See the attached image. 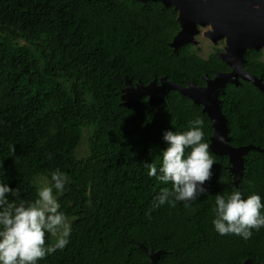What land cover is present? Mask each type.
Returning <instances> with one entry per match:
<instances>
[{
    "label": "trees",
    "instance_id": "1",
    "mask_svg": "<svg viewBox=\"0 0 264 264\" xmlns=\"http://www.w3.org/2000/svg\"><path fill=\"white\" fill-rule=\"evenodd\" d=\"M177 11L146 0H0V182L20 195L17 205L38 198L39 180L52 186L57 169L67 175L59 211L69 219V243L38 264H253L264 262V227L250 239L219 235L214 228L217 194L233 190L264 200V92L252 82L226 83L219 95L229 144H248L238 185L226 154H215L207 193L147 215L161 184L145 163L159 169L166 130L184 132L204 120L202 105L170 89L164 105L140 98L121 102L128 78L135 85L165 76L205 84L204 75L230 67L215 52L202 57L186 43L170 46L179 31ZM244 66L264 84V52L246 49ZM84 131L88 153L76 150ZM14 149V151H13ZM159 174V173H158ZM58 237L47 235L55 244Z\"/></svg>",
    "mask_w": 264,
    "mask_h": 264
},
{
    "label": "clouds",
    "instance_id": "2",
    "mask_svg": "<svg viewBox=\"0 0 264 264\" xmlns=\"http://www.w3.org/2000/svg\"><path fill=\"white\" fill-rule=\"evenodd\" d=\"M205 122L196 117L189 121V129L184 132L166 130L163 140L167 147L162 151L159 169L156 163H145L148 175L155 177L163 185L153 200L147 215L154 208L165 204L175 207L190 202L207 193L205 186L212 179L215 161L205 142ZM217 139L223 143L224 137ZM14 151V149H13ZM159 173V174H158ZM69 178L64 173H52V186H44L38 191V198L29 204L21 201L18 205L9 202L7 194L20 195L19 188L12 189L0 182V264H38L49 254L63 250L69 243L70 225L53 189L63 193ZM215 231L221 235H236L248 240L253 230L264 227V200L258 194L244 198L242 192L233 190L228 195L217 194L213 208ZM58 237L55 244L47 242V235Z\"/></svg>",
    "mask_w": 264,
    "mask_h": 264
},
{
    "label": "water",
    "instance_id": "3",
    "mask_svg": "<svg viewBox=\"0 0 264 264\" xmlns=\"http://www.w3.org/2000/svg\"><path fill=\"white\" fill-rule=\"evenodd\" d=\"M145 2L146 0H139ZM160 1L164 7L172 6L177 11L179 31L170 42L173 50L186 43L195 44V36L200 28L208 26L203 34L216 42L224 38V47L217 53L229 67V71H216L214 77L204 75L205 84L197 85L185 80V84L159 78L153 79L148 84L140 81L135 85L126 78V86L122 89L121 100L126 107L133 105L136 109L143 95L148 97L149 103L162 107L164 96L170 89H175L188 96L194 103L202 105L212 124L209 148L215 154H226L230 162L229 170L233 174V183L238 185L243 170V156L249 149L262 150L248 144L234 147L229 144L226 119L220 109L219 95L223 93L226 83L239 84L240 79L253 83L264 92V84L261 79L250 73L244 66L243 53L246 49H264V0H152ZM160 89V91H155ZM133 91L135 93H129ZM223 136L221 143L217 137ZM150 257V264H156V260L163 252L149 251L143 247ZM243 264H253L246 259ZM261 264H264L262 262Z\"/></svg>",
    "mask_w": 264,
    "mask_h": 264
},
{
    "label": "rangeland",
    "instance_id": "4",
    "mask_svg": "<svg viewBox=\"0 0 264 264\" xmlns=\"http://www.w3.org/2000/svg\"><path fill=\"white\" fill-rule=\"evenodd\" d=\"M202 31H204V28H201ZM195 39L197 41L196 45L194 47H198V54L202 57H206L210 52L214 50V47H218L221 49V47L224 45V43H221V41H218L216 44H214L208 37L203 36L202 33L195 36ZM216 45V46H215ZM264 52V49H262ZM88 138L89 134L87 131H84V134L82 136V140L76 150V154L78 157L85 156L88 153ZM39 184H37L38 191L42 187L46 186L41 180H39ZM69 224V219H67Z\"/></svg>",
    "mask_w": 264,
    "mask_h": 264
},
{
    "label": "flooded vegetation",
    "instance_id": "5",
    "mask_svg": "<svg viewBox=\"0 0 264 264\" xmlns=\"http://www.w3.org/2000/svg\"><path fill=\"white\" fill-rule=\"evenodd\" d=\"M203 28H204V31L209 29L208 26L203 27ZM204 31H202L201 28H200L199 33H198L197 35H199L200 33H202V35L205 36V35L203 34ZM206 37H207V36H206ZM209 39H210V38H209ZM210 40H211V39H210ZM218 41H221V43H224V38L218 39L216 42H213V41H212V42H213L214 44H216ZM196 43H197V41H196ZM196 43L193 44V46H195ZM215 46H216V45H215ZM223 47H224V45L221 47V49H219L218 47H214V50H213L212 52H215V53L217 54L219 51H222V50H223ZM194 48H198V47H194ZM198 49H199V48H198ZM212 52H210L209 54H211ZM197 53H198V52H197ZM209 54H208V55H209Z\"/></svg>",
    "mask_w": 264,
    "mask_h": 264
},
{
    "label": "bare ground",
    "instance_id": "6",
    "mask_svg": "<svg viewBox=\"0 0 264 264\" xmlns=\"http://www.w3.org/2000/svg\"><path fill=\"white\" fill-rule=\"evenodd\" d=\"M208 38H209V37H208ZM155 91H158V92H159L160 89H155ZM129 93H132V94H133V93H135V92H133V91H129Z\"/></svg>",
    "mask_w": 264,
    "mask_h": 264
}]
</instances>
